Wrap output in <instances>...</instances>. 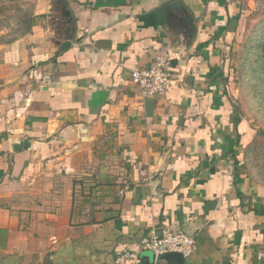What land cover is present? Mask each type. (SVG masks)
Here are the masks:
<instances>
[{"label":"crops","instance_id":"crops-1","mask_svg":"<svg viewBox=\"0 0 264 264\" xmlns=\"http://www.w3.org/2000/svg\"><path fill=\"white\" fill-rule=\"evenodd\" d=\"M32 1L0 34V264H119L153 224L195 236L183 264H264L229 81L250 1ZM157 56L173 79L144 97L132 71Z\"/></svg>","mask_w":264,"mask_h":264},{"label":"rangeland","instance_id":"rangeland-1","mask_svg":"<svg viewBox=\"0 0 264 264\" xmlns=\"http://www.w3.org/2000/svg\"><path fill=\"white\" fill-rule=\"evenodd\" d=\"M249 1L243 7L245 19L237 27L239 35L230 56L229 81L247 133L243 166L249 176L264 182V82L255 70L258 62H264V0ZM32 13V0H0V34L8 39L22 35Z\"/></svg>","mask_w":264,"mask_h":264},{"label":"built area","instance_id":"built-area-1","mask_svg":"<svg viewBox=\"0 0 264 264\" xmlns=\"http://www.w3.org/2000/svg\"><path fill=\"white\" fill-rule=\"evenodd\" d=\"M131 77L144 97L164 95L173 79L170 60L168 57L157 56L150 66L133 69ZM195 246L194 235L177 227L153 224L140 248L136 251L128 250L119 253L117 262L119 264H141L142 251L148 250L153 255L152 263L159 264L163 255L178 252L183 257H187L193 253Z\"/></svg>","mask_w":264,"mask_h":264},{"label":"water","instance_id":"water-1","mask_svg":"<svg viewBox=\"0 0 264 264\" xmlns=\"http://www.w3.org/2000/svg\"><path fill=\"white\" fill-rule=\"evenodd\" d=\"M169 264H183L184 257L178 252H170L162 256Z\"/></svg>","mask_w":264,"mask_h":264},{"label":"trees","instance_id":"trees-1","mask_svg":"<svg viewBox=\"0 0 264 264\" xmlns=\"http://www.w3.org/2000/svg\"><path fill=\"white\" fill-rule=\"evenodd\" d=\"M25 22H27L28 23V29L30 28V23H31V18H30V20H26ZM27 29V30H28ZM26 30V31H27ZM258 65L255 67V70H256V72L258 73V79L261 81V82H264V77L262 76V72H264V62H258L257 63Z\"/></svg>","mask_w":264,"mask_h":264}]
</instances>
